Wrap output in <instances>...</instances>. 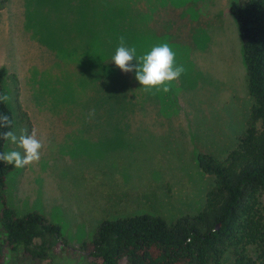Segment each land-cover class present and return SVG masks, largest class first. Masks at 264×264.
<instances>
[{
    "label": "rangeland",
    "instance_id": "rangeland-1",
    "mask_svg": "<svg viewBox=\"0 0 264 264\" xmlns=\"http://www.w3.org/2000/svg\"><path fill=\"white\" fill-rule=\"evenodd\" d=\"M107 1L111 7L112 0H0L12 130L35 129L44 145L38 163L7 174V204L57 223L72 248L104 219L151 214L172 223L201 210L214 177L197 155L223 160L253 104L229 12L237 0H128L126 13L105 10ZM120 36L138 57L169 44L186 68L170 92H145L134 71L111 61ZM11 150L22 151L6 141L4 152ZM247 254L256 258V247ZM5 258L90 264L55 249L42 259L6 250ZM233 263L227 251L223 264Z\"/></svg>",
    "mask_w": 264,
    "mask_h": 264
},
{
    "label": "trees",
    "instance_id": "trees-1",
    "mask_svg": "<svg viewBox=\"0 0 264 264\" xmlns=\"http://www.w3.org/2000/svg\"><path fill=\"white\" fill-rule=\"evenodd\" d=\"M127 1L112 0L111 7L107 1L105 10L126 13ZM229 12L240 35L253 104L236 147L223 160L197 155L201 171L214 177L202 209L172 223L151 214L104 219L90 240L72 248L57 223L36 210L17 215L7 204L6 176L16 168L0 162V264H10L6 250L20 249L35 259L45 258L50 249L79 254L90 264H223L232 250L233 264H264V0H237ZM6 74L0 67V93ZM18 108L29 123L26 112ZM0 113L13 122L5 103H0ZM5 130L9 129H0ZM5 143L0 139V152ZM249 244L256 247V258L247 254Z\"/></svg>",
    "mask_w": 264,
    "mask_h": 264
},
{
    "label": "clouds",
    "instance_id": "clouds-1",
    "mask_svg": "<svg viewBox=\"0 0 264 264\" xmlns=\"http://www.w3.org/2000/svg\"><path fill=\"white\" fill-rule=\"evenodd\" d=\"M135 47L128 48L124 36L119 37V46L111 61L125 73L135 72V79L143 86L145 92L153 93L171 91V84L177 81L186 71L183 64L176 63V53L168 43L155 46L147 54L137 56ZM137 63H133V61ZM10 97L7 93H0V103H7ZM12 120L9 115L0 113V139L17 146L18 150L0 152V162L13 165L17 169L38 163L41 158V150L44 147L33 129L30 133L27 128L21 129L17 135L12 128Z\"/></svg>",
    "mask_w": 264,
    "mask_h": 264
},
{
    "label": "water",
    "instance_id": "water-1",
    "mask_svg": "<svg viewBox=\"0 0 264 264\" xmlns=\"http://www.w3.org/2000/svg\"><path fill=\"white\" fill-rule=\"evenodd\" d=\"M219 225V224H218ZM218 225H217V227H218Z\"/></svg>",
    "mask_w": 264,
    "mask_h": 264
}]
</instances>
